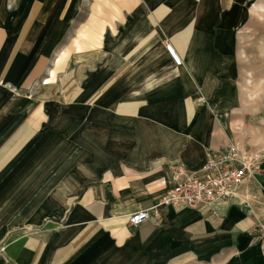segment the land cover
Segmentation results:
<instances>
[{"label": "crops", "instance_id": "crops-1", "mask_svg": "<svg viewBox=\"0 0 264 264\" xmlns=\"http://www.w3.org/2000/svg\"><path fill=\"white\" fill-rule=\"evenodd\" d=\"M253 1L0 0V264H264V156L232 201L128 223L240 146Z\"/></svg>", "mask_w": 264, "mask_h": 264}, {"label": "built area", "instance_id": "built-area-1", "mask_svg": "<svg viewBox=\"0 0 264 264\" xmlns=\"http://www.w3.org/2000/svg\"><path fill=\"white\" fill-rule=\"evenodd\" d=\"M165 47L173 63L180 65L181 59L171 44H166ZM263 156L264 153L231 143L209 151L205 161L196 169L174 166V183L165 189L158 202L129 214L128 223L137 226L146 220L158 219L159 206L180 210L200 203L213 206L220 201H232L237 197L242 183L248 178H256Z\"/></svg>", "mask_w": 264, "mask_h": 264}, {"label": "rangeland", "instance_id": "rangeland-1", "mask_svg": "<svg viewBox=\"0 0 264 264\" xmlns=\"http://www.w3.org/2000/svg\"><path fill=\"white\" fill-rule=\"evenodd\" d=\"M250 11L251 18L242 28L239 44L237 107L241 114L237 115L236 124L242 130H238L235 142L263 154L260 141L264 138V0H254Z\"/></svg>", "mask_w": 264, "mask_h": 264}]
</instances>
